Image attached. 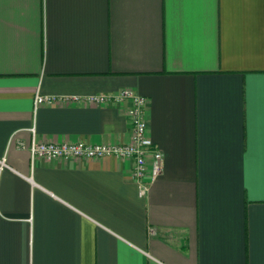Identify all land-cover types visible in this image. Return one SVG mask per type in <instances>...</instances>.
I'll return each mask as SVG.
<instances>
[{"label": "crops", "instance_id": "crops-1", "mask_svg": "<svg viewBox=\"0 0 264 264\" xmlns=\"http://www.w3.org/2000/svg\"><path fill=\"white\" fill-rule=\"evenodd\" d=\"M121 89L162 154L143 194L128 158L30 159L129 141V100L87 101ZM2 158L0 264H264V0H0Z\"/></svg>", "mask_w": 264, "mask_h": 264}, {"label": "built area", "instance_id": "built-area-1", "mask_svg": "<svg viewBox=\"0 0 264 264\" xmlns=\"http://www.w3.org/2000/svg\"><path fill=\"white\" fill-rule=\"evenodd\" d=\"M63 97L36 93L33 98V109L41 104H52L63 100ZM129 100L128 110L131 125L130 140L124 143H88L82 140L50 142L36 141L33 137L27 146L30 159L41 157L45 159H97L113 156L119 159L132 160V175L143 194L147 183L154 179L160 169L161 152L147 134V124L144 118L146 97L131 89H121L112 95H95L87 97V101L104 103L107 101L121 102ZM34 133L33 126L30 128ZM1 164L4 158L0 159Z\"/></svg>", "mask_w": 264, "mask_h": 264}]
</instances>
